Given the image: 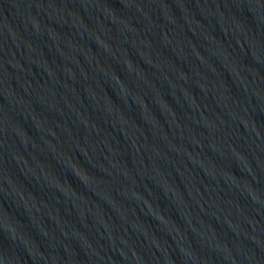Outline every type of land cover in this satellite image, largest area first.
Returning <instances> with one entry per match:
<instances>
[{
  "label": "water",
  "instance_id": "95a60500",
  "mask_svg": "<svg viewBox=\"0 0 264 264\" xmlns=\"http://www.w3.org/2000/svg\"><path fill=\"white\" fill-rule=\"evenodd\" d=\"M0 264H264V0H0Z\"/></svg>",
  "mask_w": 264,
  "mask_h": 264
}]
</instances>
